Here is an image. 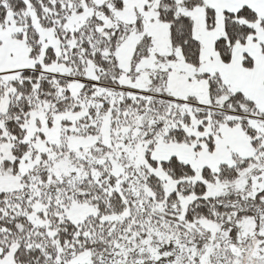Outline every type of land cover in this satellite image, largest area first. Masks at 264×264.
I'll list each match as a JSON object with an SVG mask.
<instances>
[{
    "label": "snow or ice",
    "instance_id": "snow-or-ice-1",
    "mask_svg": "<svg viewBox=\"0 0 264 264\" xmlns=\"http://www.w3.org/2000/svg\"><path fill=\"white\" fill-rule=\"evenodd\" d=\"M0 264H264V0H0Z\"/></svg>",
    "mask_w": 264,
    "mask_h": 264
}]
</instances>
